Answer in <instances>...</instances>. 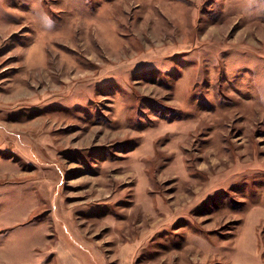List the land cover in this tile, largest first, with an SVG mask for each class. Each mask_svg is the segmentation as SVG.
Returning a JSON list of instances; mask_svg holds the SVG:
<instances>
[{
	"label": "rangeland",
	"instance_id": "obj_1",
	"mask_svg": "<svg viewBox=\"0 0 264 264\" xmlns=\"http://www.w3.org/2000/svg\"><path fill=\"white\" fill-rule=\"evenodd\" d=\"M264 264V0H0V264Z\"/></svg>",
	"mask_w": 264,
	"mask_h": 264
},
{
	"label": "crops",
	"instance_id": "obj_2",
	"mask_svg": "<svg viewBox=\"0 0 264 264\" xmlns=\"http://www.w3.org/2000/svg\"><path fill=\"white\" fill-rule=\"evenodd\" d=\"M77 264H79V263H77Z\"/></svg>",
	"mask_w": 264,
	"mask_h": 264
}]
</instances>
